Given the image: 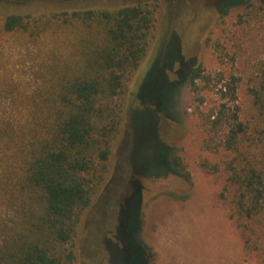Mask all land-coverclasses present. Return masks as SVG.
Listing matches in <instances>:
<instances>
[{"label":"trees","instance_id":"1","mask_svg":"<svg viewBox=\"0 0 264 264\" xmlns=\"http://www.w3.org/2000/svg\"><path fill=\"white\" fill-rule=\"evenodd\" d=\"M155 13L152 4L136 3L0 15V97L15 107L0 111V264H75L78 226L109 172L113 146L124 124L129 81L148 50ZM4 43L26 49L32 62L23 64L22 71L7 70L2 62ZM170 45L148 73L159 68L165 83L177 87L166 74L175 61L164 62ZM201 78L207 80L201 66H196L186 72L184 81L197 93ZM146 80L138 87V100L143 99ZM236 91L235 77L232 85L220 90L233 99ZM249 92L251 111L245 118L239 105L226 103L199 111V117L210 130L225 127L216 149L227 157L219 198L246 237V247L261 253L264 69ZM165 102L163 96L151 98L141 102V110L158 116L166 111ZM131 111L121 176L158 177L172 172L190 180L185 164L161 141L152 151L148 172L136 168ZM199 165L209 173L221 171L218 163L205 158ZM140 201L136 190L120 201L115 212L113 240L106 242L109 251L111 244L124 252L127 259L119 264H149V253L135 237L141 223Z\"/></svg>","mask_w":264,"mask_h":264},{"label":"rangeland","instance_id":"2","mask_svg":"<svg viewBox=\"0 0 264 264\" xmlns=\"http://www.w3.org/2000/svg\"><path fill=\"white\" fill-rule=\"evenodd\" d=\"M136 3L155 6V24L148 50L129 81L124 124L113 146L106 180L78 226L75 264L126 261L124 252L111 244L109 251L106 241L113 240L115 212L120 201L136 190L141 194V223L135 237L149 253V264H264V252L246 247V237L219 198L225 176L223 162L227 157L216 149L223 140L225 127L210 130L202 126L199 117V111L220 103L228 107L239 105L243 118L250 113V87L264 69L263 3L259 0H0V15L61 8H117ZM169 43L172 45L164 62L169 63L172 58L175 61L166 74L177 87L165 83L159 68L148 73ZM2 50L5 56L2 62L9 71H22L23 64L32 62L27 50L16 43H4ZM29 52L35 53L33 49ZM196 66H201L207 80L198 79L199 89L194 93L184 76ZM233 77L237 86L235 99L220 92L226 84L232 85ZM145 78L146 90L142 92L143 99L138 100L136 92ZM162 96L166 99L164 113L156 116L151 110H141L143 102ZM14 108L7 98L0 97V111ZM135 109L139 110L135 112ZM130 111L136 132L132 151L136 168L148 172L152 151L161 141L171 146L173 156L185 164L190 180L172 172L158 177L128 178L129 173L127 178L121 176L129 148ZM203 158L218 163L221 171L216 174L204 171L199 165Z\"/></svg>","mask_w":264,"mask_h":264}]
</instances>
